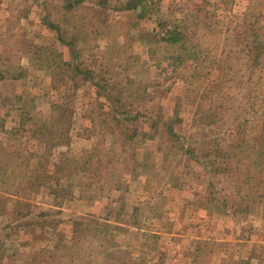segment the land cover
Here are the masks:
<instances>
[{
	"label": "rangeland",
	"instance_id": "1",
	"mask_svg": "<svg viewBox=\"0 0 264 264\" xmlns=\"http://www.w3.org/2000/svg\"><path fill=\"white\" fill-rule=\"evenodd\" d=\"M78 2L0 0V238L10 236L3 238L7 252L0 251V264H202L206 258L208 264H233L223 249L240 248L239 241L243 254L260 250L262 260L253 258L251 264H264L261 205L239 213L236 223L211 212L212 206L198 205L213 183L230 205L241 207L236 194L241 173H232L231 180L205 169V159L175 155L162 121L151 129L157 132L154 139L142 136L153 120H175V112L184 122L173 128H182L187 144L190 137L229 138L239 122L253 133L254 109L264 110V103L253 105L264 98V80L258 78L264 60L258 65L255 54L264 43V28L255 35L252 30L264 26V0ZM174 25L184 33L181 44L166 42ZM79 68L87 70L79 76L74 72ZM94 82L103 85L100 93ZM54 102L69 110L70 119L61 121L62 129L70 125L69 149L55 151L54 143L49 150L45 132L23 131L33 129L27 114L46 120ZM123 109L117 119L125 125L117 127L113 117ZM134 128L139 129L134 139H124ZM103 147L110 154L87 163L90 152ZM51 151L48 163L45 155ZM197 151L202 158L203 148ZM248 164L243 160L238 170ZM62 168L72 172L69 177ZM57 186L67 187L66 200L58 207L63 214L51 221L42 210L52 208L49 196ZM188 203L198 210L193 220H188L192 210L181 213ZM132 207L142 218L149 216L140 233L160 237L138 235L130 225ZM82 215L112 222L115 236L73 238V220ZM159 215L180 216L172 222L171 237L159 229ZM35 219L41 223L29 225ZM193 237L203 253L190 259L186 245ZM47 239L60 246L44 245Z\"/></svg>",
	"mask_w": 264,
	"mask_h": 264
},
{
	"label": "trees",
	"instance_id": "2",
	"mask_svg": "<svg viewBox=\"0 0 264 264\" xmlns=\"http://www.w3.org/2000/svg\"><path fill=\"white\" fill-rule=\"evenodd\" d=\"M78 1H79L78 4L80 5L82 3V0H78ZM146 1L148 0H141L142 3ZM128 7H132V6H128ZM72 8L74 7L69 6L68 10H72ZM51 27L55 28L57 26L51 25ZM173 27L175 29L167 33L166 42L168 44H177L180 42L181 44L183 42L184 33L182 31L176 30V28H179L177 25H174ZM259 28H264V26H261V25L255 26L252 30V34L255 35V32H257L258 34L263 33L261 29ZM56 29H58V27ZM155 29L156 27H154V30ZM58 30L60 31V29ZM257 49L258 50L255 53L257 54L256 63H258L259 65V60L260 59L264 60V43L257 44ZM39 57H40L39 59L43 60L42 54H40ZM62 62L64 65H69V63L66 61L65 62L61 61V63ZM91 65H93V63H91ZM90 67L87 68L88 69L87 74L91 78V75L94 77V73L92 72V69ZM263 70L264 68H261L259 70L260 71V75L258 76L259 80L260 79L264 80V73H262ZM84 71L80 70V68L77 71L74 70L75 74L79 76H81V74L79 73H82ZM20 74H23V73L21 72ZM0 75H2V72H0ZM96 77L98 76L95 74V78ZM103 79L105 78L103 77ZM94 86L99 87L97 92L100 93L101 87H103V85H101L100 87L97 82H94ZM256 101L257 102H254L253 105L260 104L261 106L264 103V98L259 99L257 97ZM51 108H52V111L50 110L49 116L46 120L37 121L34 117L27 114L28 121L30 123L31 122L33 123V126H31L33 129H30L29 131L27 128H24L25 130L23 131L25 133H33L35 130L38 129L40 133L45 132V134L49 136L46 142V144L49 143V150H51L54 143L56 145H59L54 149L55 151L57 149H60L61 147L62 148L65 147L66 149H69L72 143V137L70 134V125L68 126V128L64 127L62 129L63 123L61 122L63 118L70 119V117L68 116L69 110L68 108L66 109L65 106L61 104L60 102H54ZM262 109L263 108H258L257 110L254 109V112H253L254 121L253 122H256V123L254 126H252V131H253L252 134L250 132L251 126L249 127L246 126L245 128L239 122L236 124L237 125L236 131L233 130L232 132L228 134L231 136V138L230 136L229 138H220V139H217V137H210V136L201 137L200 136L202 140H195L193 139V137H190L189 143L187 144L186 140L184 139L185 135H182L183 134V131L181 130L182 128L179 130H174L173 128L174 124L176 123L181 124L184 122V119L182 117H179L177 113L175 112V116H176L175 120H172V121L169 120L168 122H164L163 118L159 117L153 120L149 130L142 131L143 132L142 136L144 138L154 139L157 132L153 133L151 132V129L156 128L162 121L167 128L164 131H167L170 137V140L172 141L171 148L174 149V152H176L175 155L185 156L188 158V160L190 159L191 161H195V162H199L205 159L206 162L204 160L202 162L203 163L202 165L204 166L205 169L212 168L216 174L222 173L224 177H228L231 180H233V178L235 177V176L232 177L234 174L241 173L240 176L236 178L240 182V186L237 187L238 190L236 191V194L238 196L237 195L236 196L239 198V203L241 202V204L238 206H241V207L230 205L229 198L226 197L225 194H223L221 190L216 191L213 183L209 184L205 192V197L202 198V201L199 200L198 202L199 203L198 205L201 207L209 208L208 205L212 206V209L209 208L211 212L230 219L232 223H236L238 218H242V216L239 215V213H248L252 205L257 206L259 204L261 205L262 209H264V207L262 206L264 204V110ZM125 112H126L125 109H123L122 112H120L119 114H115L114 116L115 118L113 117L115 121V125L117 127L125 125L124 122L122 123L121 119H117L118 117H121V115L125 114ZM137 115L139 114L138 113L136 114L133 122H135V120L137 119ZM126 121H129V120H126ZM20 126L21 125H19V127ZM134 129H135L134 132L129 136H125L124 139H126L127 141L133 140L134 136L137 135L138 133L137 130H139L138 128H134ZM248 129H249V133L247 134ZM234 131L235 133L233 134ZM207 141H211L213 143H207ZM103 142H107V144L110 143L109 140H103ZM62 143H64L65 145H62ZM196 145L203 148L202 158L198 157V154H197L198 151H197ZM231 149L233 150L232 152H230ZM90 153H91L89 154L90 156L86 158L87 163H90V161H95L96 163H100L101 159L104 156L110 154V151H108L106 147H103V148L97 149L96 152H90ZM59 154H63L61 150ZM52 157H53L52 151L48 154V156L45 155L46 161L48 163H50ZM232 160H235L236 165L232 163ZM243 160H250V164L247 165V169L245 171L241 172L238 170V164L240 162H243ZM64 162L68 165L71 163L70 160L67 158L65 159ZM62 172L67 177H69L70 174L72 173L69 169L67 172H65L63 168H62ZM91 173L94 177H97V178H101L103 176L102 174H99L98 171H91ZM52 175L56 176L54 172L52 173ZM211 179L214 181V178H211ZM64 191H67V187L59 188V186H57V187L51 188V194L49 197H52L53 199L49 201L48 203L52 205V208L48 209L47 207H45L42 210V213H43L42 215L46 216L47 219L50 218L51 221H54L53 219L56 216L63 214V211L58 209V207L59 208L62 207V205L65 203L66 196L63 195ZM161 195H162L161 192L157 194V196H159V198L163 201L165 198L164 197L162 198ZM197 197L199 196L197 195ZM186 201L188 202V200ZM192 207H193V204H190V205L189 203L186 204V206L182 208L181 213L183 214L187 213L188 209H190L191 211ZM131 209L132 210L130 214H132V218L130 217V220H131L130 225L133 227L135 226L137 228L138 235H144V233H147L149 236H156L157 234H152L149 232L140 233L142 232V229L145 227L144 221L148 220L149 216L147 215L144 218H142V216L139 215L138 207H132ZM196 211L198 210L196 209L192 210L191 214L189 215L188 220H193L192 217H196V215L198 214ZM179 217L180 216H175L174 218H172V217L166 216L167 218L166 220L163 216L159 215L158 216L160 220L159 229L166 230L167 234H170V237H171V235H173L172 233L173 229L170 227H172V222L178 219ZM44 221H42V223H44ZM73 221L75 223V230H74L75 234L73 238H75L77 234H79L80 237L84 238L88 236V234H91V233H93L94 238L98 236L100 237V234L102 235L104 234L103 236L106 239L111 238V236L113 235L115 236L114 226L112 222H109V221L107 222L105 220L104 223H101L99 222V220H97V217L95 216L93 217L90 215H82L80 217L75 218ZM37 222L41 223L40 221L35 219V220H32V222L29 225L37 224ZM82 224H87V225L82 226ZM193 228H196V227L194 226ZM241 231L244 232L245 230L241 229ZM245 234L246 232H244L243 234H240V236L243 235L244 239L245 238L247 239L248 237L247 236L245 237ZM4 237L6 240L10 236L7 235ZM4 237L0 238V251L3 253L7 252L2 247L4 246V243H3ZM156 237H160V236H156ZM196 241L195 239L191 240L190 238L188 240V244L186 245L189 248V250L187 251L188 252L187 255L190 259L192 255L194 256V253H197V254L203 253V250L201 251L198 245H196L195 247L194 244H196ZM58 242L56 241L53 242L51 239H47V240H44V243H45L44 245L49 244V245H53L54 247H57V246H60ZM204 242L207 243V240H205ZM102 243H105V242L103 241ZM167 243L171 245L170 242H163V244H167ZM211 243L213 244L214 242L211 240L209 244ZM242 243L244 244V242L239 241L240 248L226 247L223 249V253L229 258H232L233 264H251L253 258L262 260V257L259 255V252H260L259 249H257L258 250L257 254H251V255H247L245 253L243 254ZM5 248L6 250H8L6 246ZM207 259L208 258H206V260ZM206 260L204 261L202 260L201 263L208 264L206 263ZM222 262H220V264ZM224 264H230V262L226 261Z\"/></svg>",
	"mask_w": 264,
	"mask_h": 264
}]
</instances>
